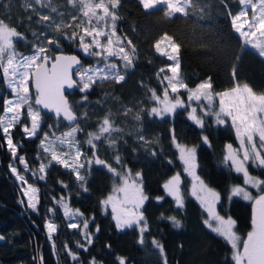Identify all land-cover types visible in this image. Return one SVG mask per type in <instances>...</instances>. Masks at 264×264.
<instances>
[{"label":"trees","instance_id":"16d2710c","mask_svg":"<svg viewBox=\"0 0 264 264\" xmlns=\"http://www.w3.org/2000/svg\"><path fill=\"white\" fill-rule=\"evenodd\" d=\"M51 5L58 9V13L65 14L64 22L72 23L68 17L72 12L68 0H51ZM34 7L35 12L25 6V0H0V20L22 34L16 40L15 48L23 53L32 51L33 46L39 43L47 47L43 38L45 33L55 37L45 24L37 23L38 16L48 14L57 20L61 18L50 8ZM242 10L243 5L238 0H190L186 14L169 16L164 6L145 11L138 0H121L116 10L119 17L116 32L125 42L130 39L137 49L134 69L126 73V81L120 84L112 80L97 83L86 93L76 91L69 102L78 115L76 124L82 129L76 134L81 149H88L91 158L98 155V158L105 159L117 172L83 161L85 168L81 169V174L86 177L83 182L85 191L80 187L81 182L74 171L52 162L46 168L44 180L28 177L39 189L38 212H34L27 207L21 188L10 171L12 156L7 150L4 135L0 133V145H3L0 146V235L5 237L0 242V264H34V261L35 264H89L93 257L99 264H119V257H125L127 264H234L230 243L207 228L203 223L206 216L195 205L178 208L163 188V184L177 174L182 176L183 186L187 188L189 178L183 172L176 145L195 147L197 175L220 194V215L231 217L237 232L245 239L252 229V202L239 197L229 199L231 189L233 186L246 187L253 197L264 192L244 185L242 174L235 173L223 162L226 145H238L231 124L217 125L210 118L200 127L188 118L187 108H178L173 115L164 118L150 117L145 111L140 113L141 122L134 121L133 117L138 112V103L142 102L140 106L147 110L153 106L142 84L156 89L158 93L166 87V82L161 84L158 81L156 73L169 61L155 53L153 48L164 34L177 46L180 78L189 88L194 89L210 77L214 95L245 83L257 94L264 93V59L253 49L245 47L231 20ZM29 16L33 17L30 24L27 22ZM32 33H38L39 37H34ZM60 47L67 53H82L66 38L60 40ZM57 52L58 48L53 46L51 54ZM83 60L86 66L94 64L96 59L85 54ZM112 62L121 63L117 58H112ZM121 70L123 72L122 67ZM183 93L189 103L187 93ZM7 94L0 74V116L4 113ZM85 96L86 101L81 102ZM122 109L131 111L124 116ZM109 111L113 114L114 127L123 130L122 133L113 132L114 137L126 141L119 144L118 154L123 157L120 164L113 159V150L108 147L106 139L94 141L95 148H87L85 143L89 138L87 133H96L97 122ZM43 116L46 122L35 138L26 137L19 126L13 131L14 141L21 145L19 155L26 157L29 168L34 171L44 157L39 146L43 134L51 133L53 129L56 134H63L76 126L44 112ZM138 133L145 137L143 142L138 140ZM204 137H207V142ZM139 171L149 197L146 210L148 228L142 234L136 226L117 229L115 221L105 214L101 203L120 182L122 174ZM249 171L252 176L264 180V169L249 166ZM159 197L163 199H157ZM61 199L89 219L88 232L92 244H87L80 229L67 227L66 217L61 211L62 204L58 203ZM187 200V204H192V197ZM169 217H176L180 227L176 228ZM47 220H53L58 226L54 236L55 250L47 237ZM78 241L86 245V250L77 248ZM153 241L159 242L163 252L156 248ZM65 244L77 253V261L67 254L63 247Z\"/></svg>","mask_w":264,"mask_h":264},{"label":"snow or ice","instance_id":"6c2138e0","mask_svg":"<svg viewBox=\"0 0 264 264\" xmlns=\"http://www.w3.org/2000/svg\"><path fill=\"white\" fill-rule=\"evenodd\" d=\"M138 2L145 11L151 10L145 0H138ZM238 2L245 8L251 6L252 11L256 12V15L251 19L248 18V12L245 10L231 17L233 26L238 33H244L248 28L254 26H264V7L260 6L264 5V0H258L256 3L253 0H238ZM68 3L74 6L79 5V12L86 19L68 14L72 23H65V14L58 13V9L52 7L51 0H25V6L34 12L36 11L34 5H41L42 7L50 8L52 13H58L61 17L59 20L48 14L37 17V23L45 24L55 33V37L45 33L43 38L48 46L45 47L43 44H38L34 47L32 53L28 55L17 53L14 50L13 38L21 37L22 34L15 27L0 20V74L7 81V85L15 97L14 99L8 98L4 100L5 115L0 116V133L4 135L7 150L13 158L12 163H10V171L14 178L20 181L21 194L27 198V207L34 212H38V189L29 184L26 176L21 174L16 166H13L18 160L19 165L24 166L25 172L30 170L26 157L18 155L21 145L13 139L14 129L19 126L22 133L27 137H36L42 128V109L54 112L57 118L75 123L77 115L64 95L65 86L71 89L77 83L71 75L73 69L83 68V71L78 73L80 80L85 81L80 88L83 93L90 89L94 79L100 74H103L101 80L111 79L117 84L126 81V73L134 69V60L137 54V49L133 42L130 39L125 42L116 32V22L119 19L116 10L120 7L121 0H68ZM178 10L183 11V9ZM168 15L171 16L172 13L169 12ZM32 19L33 17L29 16L27 22L30 24ZM109 20L111 22L110 25L107 23ZM101 23L105 24V27L110 28V30L105 31L104 28L99 27ZM32 35L39 37L38 33H32ZM62 38H66L75 44L77 49L83 54L100 58L103 61V66H99L98 62L96 67L85 68L81 59L76 55L64 54L60 47ZM101 38H105V40L102 41ZM53 46L60 50V54H51ZM245 47H248L247 43ZM153 48L155 53L169 61L166 67L159 68L156 73L158 81L161 84L166 82V87L158 93L156 89L142 84V86L146 87L147 99L153 104L158 103L159 106H154L147 110L140 106L142 102L138 103L136 105L138 112L133 117L134 121L141 122L140 113L145 111L148 112L150 117L164 118L169 114L175 113L178 108H184L185 101L179 95L181 90L187 91V101L189 103L192 101H207L206 105H200L203 114L214 116L217 125H226L230 121L238 140V148H234L231 143L226 145L224 164L234 169L235 173L242 174L244 185H251L252 188L264 192V187H262L264 186V180L252 176L249 171V166L264 169V93L257 94L245 83L243 86L237 84L229 90L215 93L214 96L210 77L198 83L194 89L189 88L188 84L180 78L178 50L176 53L172 52L167 34H164L161 39L156 41ZM252 49L264 59V54H261L259 47ZM112 58H117L122 62L124 74L121 72V66L116 62H112ZM89 73L92 74L90 75ZM165 73H171V75ZM232 76L235 77V72L232 73ZM30 81L35 89L34 97L30 95ZM170 93L175 95L170 96ZM216 97H218V110L214 107ZM83 99L86 101L87 97L85 96ZM121 111L124 116H127L131 109H122ZM22 115L30 121V126L23 122ZM86 118L87 115L85 114ZM188 118L194 121L196 125L204 126L202 116L197 115V107L191 108V111L188 112ZM97 123L99 125L98 132L87 133L89 138L85 143L95 148L94 141L106 139L108 147L113 150V159L117 164H120L123 157L118 154L119 144L121 142L126 143V141L119 140L117 137L112 136L111 133H122L123 130L114 127L111 111ZM78 131H82V129L79 124H76L68 132L56 137L58 145L50 141L49 133L45 132L43 138L39 141V146L43 149L45 155L50 153V160L48 163L41 162L38 171L41 174L45 173L48 165L55 162L65 169L74 171L77 180L81 182L80 187L86 191L87 189L83 183L86 177L81 174V169L85 168V163L81 162V158L86 156V153H82L81 142L76 138ZM138 140L141 142L145 140L142 133H138ZM204 140L207 142V137H204ZM65 146L68 151L63 150ZM58 147L59 151L57 150ZM176 147L179 148V158L185 166L184 171L192 177L191 196L199 201L200 205L207 211L208 219L204 220L203 223L208 229L219 234L231 244L233 250L231 258L234 264H264V194L253 197L250 191L243 186H233L231 189L229 199L239 197L244 201L252 202V229L247 233L246 239L241 241L240 236L233 231L235 221L231 217L225 219L217 211V204L221 200L220 194L208 187L196 174V149H187L179 144ZM73 149L75 150L74 155L72 154ZM93 162L95 165L106 166L110 172H117L116 168L108 165L105 159L98 158V155H94L92 159L87 160L88 164ZM136 175L139 176L140 173ZM39 179L44 180L45 176L40 175ZM180 184L179 174L172 176L163 184L164 190L169 196L174 198L178 208H182L184 204ZM114 191L122 193L123 197L118 198L115 195H109L101 203L105 206H111L116 228L123 230L139 226L140 233H144L148 228V224L140 209L149 197L143 194L142 187L137 186L135 182L129 184L125 177L123 186L114 189ZM157 199L163 198L159 197ZM58 203L62 204L65 217L75 216L79 213V210L74 212L64 199H61ZM129 205L132 207H128ZM49 211L53 210L50 209ZM168 219L172 221L176 228L180 227V221L176 217H169ZM89 222V219L83 220L81 235L87 240V244H92L93 241L89 238L88 233ZM45 227L47 237L52 241V247L55 250L53 234L58 231L57 225L49 221L46 222ZM67 227L69 229H77L79 225L70 223ZM4 239L5 237L0 235V240ZM153 243L156 248L163 252V248L158 241H153ZM76 246L86 250V245L79 241ZM63 247L73 261L78 260L77 253L73 252L69 245L65 244ZM40 259L42 262L43 258L41 257ZM118 260L119 264H127L125 257H119ZM89 264H99V262L93 257L90 259Z\"/></svg>","mask_w":264,"mask_h":264},{"label":"rangeland","instance_id":"374dc122","mask_svg":"<svg viewBox=\"0 0 264 264\" xmlns=\"http://www.w3.org/2000/svg\"><path fill=\"white\" fill-rule=\"evenodd\" d=\"M253 2L254 3H256V2H258V0H253ZM145 3L148 5V7L150 8V9H153V8H157V7H165L166 9H167V15H168V13L169 12H171L172 13V15L171 16H173V15H175V14H186L187 13V8H188V6H189V4H190V0H145ZM161 4H163V5H161ZM70 6L72 7V12H71V15H77V16H79V17H81V19H86V18H83L82 17V14L79 12V5H71L70 4ZM261 7H264V5H260ZM178 9H183V11H179ZM243 10H245V11H247L248 12V18L249 19H251L252 17H254L255 15H256V12H253L252 11V9H251V6H248L247 8H245L244 6H243ZM257 11H258V9H257ZM65 23H70V22H65ZM109 25H110V20L107 22ZM99 27H101V28H104L105 29V31H108V30H110V28H107V27H105V24H103V23H101L100 25H99ZM79 31V30H78ZM238 33V32H237ZM253 33H255V35H253ZM240 36H241V38L243 39V41H244V43L246 44H248V48H250V49H252V48H257V47H259V49L261 50V54H264V26H254V27H251V28H248L247 29V31L246 32H244V33H238ZM18 38H20V37H14L13 38V45H14V50L17 52V53H21V54H24V55H28V54H31L32 53V51H33V49H34V47H36V46H33V49H32V51H30V52H28V53H23L22 51H20V50H18V49H16L15 48V42H16V40L18 39ZM102 39V41H104L105 40V38H101ZM168 42L171 44V50H172V52L173 53H176L177 52V46H176V44L171 40V38L169 39V37H168ZM39 44H42V43H39ZM77 48V47H76ZM255 51V50H254ZM88 58H95L96 60H95V62H94V64H91V65H86V66H84L85 68H87V67H96L97 66V64H98V62H99V66H103V61H101L100 60V58H97V57H89V56H87ZM118 65H120L121 67H122V62L121 63H117ZM83 71V68H81L79 71H77L76 72V74H75V78H76V80L78 81V83H79V85H80V88L82 87V85H83V83L85 82V81H81L80 80V76L78 75V73H80V72H82ZM121 72H122V70H121ZM90 75L92 74V73H89ZM122 74H123V72H122ZM169 75H171V73H169ZM101 76H103V74H100V76H97L95 79H94V81H93V83H92V86L90 87V89L89 90H91V88L95 85V84H97V83H100V82H103V81H106V80H111V79H103V80H101ZM4 79V82H5V86H6V89H7V92H8V94L6 95V97H5V99H8V98H11V99H14L15 97H14V94L10 91V88L8 87V85H7V81L5 80V78H3ZM240 86H243V85H240ZM29 88H30V95H32L33 97H34V95H35V91L33 90V88H32V83H31V81L29 82ZM89 90H87V91H85V92H83V93H86V92H88ZM81 92V91H80ZM169 92H170V90H169ZM183 92H186L187 93V91L186 90H181L180 91V93H179V95H180V97H181V99H183L184 101H185V97H184V93ZM82 93V92H81ZM173 95H175V94H171L170 93V96H173ZM187 95H188V93H187ZM215 96V95H214ZM84 97H82V101L81 102H83L84 101V99H83ZM33 102V104H34V100L32 101ZM207 104V101H200V102H197V101H192V102H190V103H187L186 101H185V107L184 108H187L188 109V112H190L191 111V108L192 107H197V115L198 116H202V118H203V120H204V125L207 123V122H209V119L210 118H212V120H213V123L214 124H216L215 123V118H214V116H212V115H204L203 114V111L201 110V108H200V105H206ZM217 104V105H216ZM35 106V105H34ZM154 106H159V104L157 103V104H153V106L152 107H154ZM214 107H216V109L218 110V97H216L215 98V101H214ZM42 113H43V111H42ZM174 114V113H173ZM173 114H169V115H173ZM3 115H5V113H3ZM158 118H160V117H158ZM22 120H25V121H23L24 123H26V124H29V126H30V121L29 120H27V119H25L24 118V116L22 115ZM46 122V118H44V116H43V121H42V126L44 125V123ZM194 122V121H193ZM229 123L231 124V122L229 121ZM56 125V127H58V125H59V123H57V124H55ZM201 127V126H200ZM99 128V127H98ZM42 129V128H41ZM70 130V129H69ZM69 130H67L66 132H68ZM40 132H41V130L38 132V134H40ZM65 132V133H66ZM98 132V131H97ZM96 132V133H97ZM116 133V132H115ZM117 134V133H116ZM115 134V135H116ZM105 135H107V134H105ZM112 135L114 136V133H112ZM59 136H61V134H56V131H55V129H53V130H51V133H49V140L50 141H53L56 145H58V141H56V137H59ZM27 137V136H26ZM29 138V137H28ZM31 138H35V137H31ZM43 138V136L41 137V139ZM238 141V140H237ZM88 147L87 148H89V145H87ZM182 147H185V148H187V149H191V148H195V147H191V146H182ZM239 147V144L237 145V147H234V148H238ZM196 149V148H195ZM43 150V149H42ZM57 150L59 151L60 149H59V147L57 148ZM64 151H68V149H67V147L65 146V148L63 149ZM74 149L72 150V154L74 155ZM81 151H82V153H86V156H82V158H81V162H83V161H87V160H89V159H92L91 158V155H89L90 154V152L88 151V149H86V150H82L81 149ZM178 152H179V157H180V151H179V148H178ZM50 154V153H49ZM18 155H19V152H18ZM43 155H44V157H43V159H40L41 160V162H43V163H46L47 162V160H46V158L48 157L47 155H45L44 153H43ZM49 157H50V155H49ZM50 160V159H49ZM48 160V161H49ZM12 161H13V158H12ZM48 163V162H47ZM182 163V168H183V172L186 174V176H188V178H189V180H188V186H187V188L185 189V187L183 186V180H182V176L179 174V176H180V179H181V184H180V190H181V195H182V198H183V200H184V204H183V207H187L188 208V205H195L197 208H198V210L200 211V213H203L206 217H205V220L206 219H208V215H207V211H206V209H204L203 208V206L202 205H200V203H199V201H197L194 197H192L191 196V187H192V177L188 174V173H186L185 171H184V164H183V162H181ZM28 164V163H27ZM50 165V164H49ZM48 165V166H49ZM196 165H197V167H196V174H197V171H198V157H197V151H196ZM13 166H16L18 169H19V171H20V173L21 174H23V175H25L26 176V178H27V181H28V183L29 184H32L34 187H36L37 189H38V187L35 185V184H33V183H31L29 180H28V177L30 176L31 178H33V179H39V176L40 175H44L45 173H43V174H41V173H39V171H38V169H37V171H34V170H31L30 168V170L29 171H27V172H25L24 171V166H22V165H19V162H18V160L13 164ZM48 168V167H47ZM137 173H140V171L139 172H135V173H124V174H122L121 175V178H120V182L118 183V184H116L115 186H114V189H116V188H119V187H122L123 186V181H124V178L126 177L127 178V180H128V183L129 184H132L133 182H135L136 183V185L137 186H140V187H142V190H143V194L144 195H146L147 196V193H146V190H145V188H144V182L142 181V179L141 180H138V176L136 175ZM13 175V174H12ZM14 177V176H13ZM15 179V178H14ZM16 180V179H15ZM16 182L18 183V185L20 186V188H21V183H20V181H18V180H16ZM248 186H250V187H252L251 185H248ZM114 189H113V191H112V193L110 194V195H115V196H117L118 198H122L123 197V194L122 193H120V192H117V191H114ZM247 190V189H246ZM249 191V190H248ZM37 195H38V198H39V200H40V196H39V189H38V192H37ZM108 197V196H107ZM106 197V198H107ZM190 197H192L193 198V200H192V204H187V202H188V198H190ZM24 198V200H25V202L27 203V198L26 197H23ZM172 199H174L173 197H172ZM221 201V200H220ZM66 203H68L69 204V202H66ZM39 204V203H38ZM219 204H220V202L217 204V209L219 210L220 208H219ZM147 206H148V200H146L145 202H144V204L141 206V209H140V211H142L143 212V214H144V217L146 218V210H147ZM103 207H104V211H105V214L106 215H109L110 217H111V219L112 220H114L113 219V215H112V211H111V206L110 205H103ZM128 207H132L131 205H129ZM73 209V208H72ZM76 210H78V209H73V211L75 212ZM61 211L63 212V206H61ZM85 219V217H84V215L79 211V213L78 214H76L75 216H70V217H66V221H67V223L68 224H70V223H77L78 225H79V227L77 228V229H80V230H82V228H83V220ZM225 219H227V218H225ZM146 220H147V218H146ZM53 222V223H55L53 220H47L46 222ZM148 222V221H147ZM56 224V223H55ZM45 225H46V223H45ZM57 225V224H56ZM135 227V226H134ZM136 227H139V226H136ZM57 228H58V226H57ZM124 230V229H123ZM126 230V229H125ZM233 231H235L236 233H237V235L238 236H240V238H241V241L243 240V238H242V236L237 232V230H236V225H234V227H233ZM58 232V231H57ZM89 233V232H88ZM57 233H54L53 234V238H54V236L56 235ZM246 239V238H245ZM231 245V244H230ZM241 248H242V245H241Z\"/></svg>","mask_w":264,"mask_h":264},{"label":"water","instance_id":"95a60500","mask_svg":"<svg viewBox=\"0 0 264 264\" xmlns=\"http://www.w3.org/2000/svg\"><path fill=\"white\" fill-rule=\"evenodd\" d=\"M61 48H62V50H63V47H61ZM63 52H64V54H74V55H76L79 59H81V61H82V65H84L83 57L85 56V54H83V53H81V54L67 53V52H65L64 50H63ZM58 54H60V50H59V49H58V52L55 53L54 55H58ZM49 67H50V65H49ZM80 69H81V68H74L73 71H72V73H71L73 80H75V81L77 82L76 85H75L73 88H71V89L67 88V86H65V88H64V95H65V97H66V99H67L68 102H70V96L73 95L76 91H79V90H80V85H79L78 81H77L76 78H75V74H76V72L79 71ZM32 88H33V90L35 91L33 85H32ZM41 109H42V106H41ZM42 111H43L44 113L49 114V115H53V116L55 117V119H57V120L62 119V118H57V117L55 116L54 112H49L48 110H44V109H42ZM76 115H77V114H76ZM62 120H63V119H62ZM77 121H78V115H77ZM77 121H76L75 123H73V122H69V124H71V125H75V124L77 123ZM67 122H68V121H67ZM138 180H141V176H140V175L138 176ZM217 211H218V213H219V210H218V209H217ZM219 214H220V213H219ZM3 241H4V240H0V242H3Z\"/></svg>","mask_w":264,"mask_h":264}]
</instances>
